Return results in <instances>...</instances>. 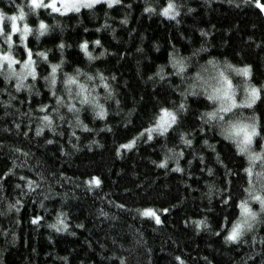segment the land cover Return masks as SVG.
Instances as JSON below:
<instances>
[{"label": "trees", "instance_id": "1", "mask_svg": "<svg viewBox=\"0 0 264 264\" xmlns=\"http://www.w3.org/2000/svg\"><path fill=\"white\" fill-rule=\"evenodd\" d=\"M167 2L101 1L67 13L25 8L18 25L31 26L25 44L37 75L17 89L15 77L0 74V264H264V219L240 239H225L249 195V160L215 122L202 119L217 102L201 87L219 79L216 67L225 69L238 101L251 85L264 87V13L256 0H173L169 16L160 11ZM15 3L26 0H0V8L11 15ZM41 19L49 26L43 34ZM4 25L10 28L7 18ZM13 39L22 60L19 33ZM173 57L185 58L182 71ZM212 58L215 67L207 63ZM225 61L249 65V75ZM54 63L57 84L49 87ZM76 68L83 69L80 79L94 77L84 82L96 84L106 115L91 105L76 113L57 104L53 92L67 95L63 73ZM161 107L177 110V121L149 138L145 130ZM233 111L249 118L255 111L252 150L259 152L264 100ZM262 167L259 160L253 166L257 189Z\"/></svg>", "mask_w": 264, "mask_h": 264}, {"label": "snow or ice", "instance_id": "2", "mask_svg": "<svg viewBox=\"0 0 264 264\" xmlns=\"http://www.w3.org/2000/svg\"><path fill=\"white\" fill-rule=\"evenodd\" d=\"M10 2H13V0H10ZM106 2L111 5L112 3H115L116 0H106ZM96 3H98V0H26V5L22 3H15L14 6L18 12H14L11 15L4 11V9L0 8V36L3 37L4 41V44L0 45V74H4L5 79L15 77V87L17 89L29 86L24 84L25 79L28 76L35 78L37 75L32 49L28 48L27 44H25V37L30 31H32L31 26L28 23H24L22 27L18 25V20L26 17V7L27 12H36L38 9L44 8L51 9L57 13H67L70 11L79 12L81 7L91 8ZM256 3L260 8L264 9V4H261L260 0H256ZM176 8L177 6L174 4L173 0H168L167 4L161 8L160 11H162L165 15L172 16L175 15ZM149 10H153L151 5L145 9V11ZM5 18L10 21V28L8 29H6L4 25ZM37 31L39 34L49 31V26L43 19L39 20ZM14 33H19L20 43L24 45L26 51V56L22 60L18 59V57L14 54V44L16 43L13 39ZM96 43H100V41L97 40ZM81 47L85 48L86 54L91 58L92 54L87 52L86 41L81 45ZM39 55L46 58L48 54L47 52H40ZM184 59L185 58L177 60L173 57V63L178 65V72L182 71L186 67ZM17 63L21 64V69L19 71H17L14 67ZM207 63L214 64L215 67V65H218L219 62L215 61V58H212ZM225 63L227 68L241 72L244 76L249 75V65H245L243 68H237L230 62L225 61ZM59 67L60 66L55 63L51 65V73L49 76L45 77L46 81H50L49 87H53L57 84V70ZM82 72L83 69L76 68L73 73H63L62 83L65 86L63 91L66 92L67 95H56L55 92H53L55 100L58 105H64L67 109L76 113H78L83 106L91 105L93 110L96 112V115L102 117L106 115V109L97 99V96L100 94L93 92L96 84L92 83L89 85L84 82V80L92 81L94 80V77L91 74L84 73V80H82L79 78ZM216 73L219 79L216 80L214 85L208 84V81H204L201 85V87H205V85H207V87H205V95L207 98L217 102V107L205 113L202 119L208 118L209 122H215L221 129V134L226 138L235 141L237 150L245 153L249 160L248 167L244 169V171L248 173L249 177V187L247 188L249 195L239 202L241 215L232 222V226L227 231V235L225 237V239L229 240H238L241 236H243L244 231L251 229L258 220L264 219V167L255 173L256 178L259 181L258 189L252 179L253 166L255 162L259 160L261 161V164L264 165V146L261 147L259 152L252 150L253 138L259 134L255 111H253V115L249 118L242 112L240 115H236V112H234L233 109L238 110L239 106L243 105H247L251 108L257 99L264 100V87L251 85L248 89H246L245 97L238 101L235 95V88L231 79H229V77L225 74V69L216 67ZM98 75L100 77V82L104 83L103 73H99ZM196 75L199 77V73ZM200 79L203 80V77H200ZM105 87L107 88L108 85L105 84ZM209 88L211 91H209ZM66 101H78L79 103H65ZM4 103L7 104L10 103V101H4ZM42 107L48 108V105H43ZM183 108L184 104L181 102L178 110H183ZM52 111L59 113L60 109L59 107H53ZM177 118V110L169 109L168 107H161L158 110V115L154 118L156 122L145 131L149 133V138H151L150 133L152 130L164 132L169 126L177 121ZM76 119L79 120V117L77 116ZM44 120L51 121L52 116L46 115ZM49 126L51 125L49 124ZM83 126L87 128L86 124ZM186 142L191 143L190 140ZM131 143L132 142L129 141V145ZM167 159L168 157L166 156L164 160L160 161V164L164 165ZM9 171H11V169H9ZM93 179L96 184L100 183L98 177ZM251 201H258L260 207L258 209H254L251 206ZM11 206L14 207V205ZM143 211L144 214L155 215L151 209H145ZM165 211H167V209H165ZM34 219L39 218L35 217ZM156 220L159 222L158 216H156ZM58 222L63 224V220H60L59 217ZM53 227H55V225H53ZM177 259H180V257H177Z\"/></svg>", "mask_w": 264, "mask_h": 264}, {"label": "rangeland", "instance_id": "3", "mask_svg": "<svg viewBox=\"0 0 264 264\" xmlns=\"http://www.w3.org/2000/svg\"><path fill=\"white\" fill-rule=\"evenodd\" d=\"M101 1H106V0H98V2H101ZM83 8V7H81ZM262 9V8H261ZM263 13H264V9H262Z\"/></svg>", "mask_w": 264, "mask_h": 264}]
</instances>
